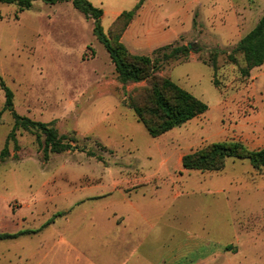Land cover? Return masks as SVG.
<instances>
[{"label":"rangeland","instance_id":"1","mask_svg":"<svg viewBox=\"0 0 264 264\" xmlns=\"http://www.w3.org/2000/svg\"><path fill=\"white\" fill-rule=\"evenodd\" d=\"M88 1L103 10L112 42L159 58L157 76L208 110L150 136L132 105L151 106L152 85L119 81L93 18L67 1L36 0L23 12L0 3V76L16 112L52 123L78 147L45 162L44 135L20 128L8 139L14 120L4 112L0 154L7 143L10 155L0 160V235L8 236L0 264H264V171L238 158L218 172L182 167L185 155L213 143L264 148V133L251 132L258 109L245 94L254 83L264 92L253 79L264 69L242 74L234 51L264 15V0H146L125 28L114 23L139 0ZM179 47L188 50L166 57ZM4 103L0 88V110ZM135 200L163 211L148 208L146 223L129 230L125 210ZM169 209L181 210L172 229Z\"/></svg>","mask_w":264,"mask_h":264},{"label":"trees","instance_id":"2","mask_svg":"<svg viewBox=\"0 0 264 264\" xmlns=\"http://www.w3.org/2000/svg\"><path fill=\"white\" fill-rule=\"evenodd\" d=\"M36 0H0L1 4L17 5L19 12H23L32 7ZM49 4L57 2H72L74 7L87 17L94 19V34L105 46L115 71L121 83H139L149 81L152 85L149 102L151 106L134 103L132 108L138 116L139 122L147 128L150 136L159 137L174 128L193 120L197 116L208 110V105L185 90L169 78L157 76L160 68L159 58L153 59L150 56H139L131 54L126 46L118 41L112 40L102 29V17L104 12L100 8L94 7L88 0H42ZM145 0H139L132 10L122 12L116 19L114 25L123 24L127 27L137 12L141 9ZM170 49L163 47L161 50ZM185 47L174 48L166 57L173 58L177 54L187 51ZM235 52L243 55L245 68L241 69L242 74H248L251 70L264 64V15L256 26L246 34L235 47ZM231 61L236 62L235 56H230ZM215 67V66H214ZM0 88L5 94V103L0 110V125L3 122V114L8 111L12 114L14 125L8 135L15 138L17 129L35 131L44 135L43 160L46 162L51 153H63L77 149L72 140H66L59 135L52 123H44L23 117L14 108V93L6 85L0 76ZM10 155L7 143L0 154L3 161ZM230 158L248 159L256 171H264V148L261 150H249L243 143L238 141L213 143L206 148L187 154L182 159L184 170H199L218 172L225 168L226 161ZM8 235H0L6 238Z\"/></svg>","mask_w":264,"mask_h":264},{"label":"crops","instance_id":"3","mask_svg":"<svg viewBox=\"0 0 264 264\" xmlns=\"http://www.w3.org/2000/svg\"><path fill=\"white\" fill-rule=\"evenodd\" d=\"M147 5V2L145 0V4ZM255 69H264V64L258 68ZM253 69V70H255ZM253 72V71H252ZM262 79L263 81V85H264V73L261 74H256L255 77H253V79H255V81L257 79ZM245 93V92H244ZM246 97H250L256 107V110L258 111L256 114H254L252 120H253V125L251 128V132H253L252 135H255L257 137H261L262 133H264V92H257L256 88H255V83L254 85H252V87H249L248 92L245 93ZM229 101V100H228ZM184 194H174V198H178V197H182ZM169 198V196H168ZM169 200V199H168ZM167 201V200H166ZM173 201V200H172ZM172 201H168V207H170L171 205L173 206ZM152 202L148 201V202H144V201H138L135 200L133 202L130 203V207L127 208L125 210V228H128V225H131L132 227L138 228L137 226L142 225L144 223H146V221L148 220V208L150 209H154L157 212L158 211H163V209H161L162 207H159V204L157 207H154L151 205ZM192 204V203H191ZM154 207V208H153ZM168 212H173V217H172V222L168 223V226L170 229H172V225L175 222V219H177L176 217H178L181 213L180 209H173L170 210ZM189 216H190V220H189V224L192 225V221H195V218L197 217V211L193 212L192 214V208H190L188 210ZM129 229V228H128ZM130 230V229H129ZM172 259V258H170ZM207 259H205L206 261ZM192 264V263H191Z\"/></svg>","mask_w":264,"mask_h":264}]
</instances>
